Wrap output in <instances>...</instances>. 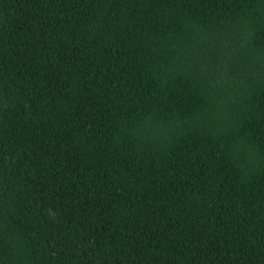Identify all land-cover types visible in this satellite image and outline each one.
Returning a JSON list of instances; mask_svg holds the SVG:
<instances>
[{
	"label": "trees",
	"instance_id": "obj_1",
	"mask_svg": "<svg viewBox=\"0 0 264 264\" xmlns=\"http://www.w3.org/2000/svg\"><path fill=\"white\" fill-rule=\"evenodd\" d=\"M0 264H264V0H0Z\"/></svg>",
	"mask_w": 264,
	"mask_h": 264
}]
</instances>
